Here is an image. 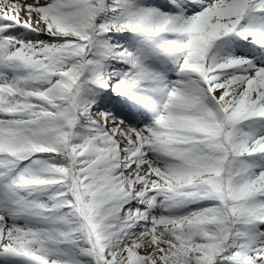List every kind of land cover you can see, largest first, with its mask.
<instances>
[{"label":"snow or ice","instance_id":"obj_1","mask_svg":"<svg viewBox=\"0 0 264 264\" xmlns=\"http://www.w3.org/2000/svg\"><path fill=\"white\" fill-rule=\"evenodd\" d=\"M0 264H264V0H0Z\"/></svg>","mask_w":264,"mask_h":264}]
</instances>
